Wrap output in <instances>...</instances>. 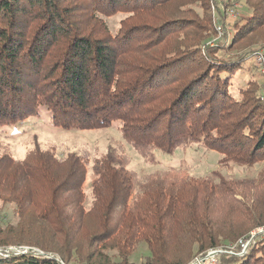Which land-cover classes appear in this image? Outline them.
Here are the masks:
<instances>
[{
    "label": "trees",
    "instance_id": "1",
    "mask_svg": "<svg viewBox=\"0 0 264 264\" xmlns=\"http://www.w3.org/2000/svg\"><path fill=\"white\" fill-rule=\"evenodd\" d=\"M87 1L0 0V129L47 111L65 130L117 124L148 160L198 144L264 163V86L240 76L264 49V0H246L252 20L216 42L211 0ZM187 6L203 16L179 17ZM117 13L138 25L113 36L100 16ZM90 163L39 142L20 160L0 146V249L31 250L0 264H189L264 228V169L252 181L141 179L116 148ZM261 250L225 264H264Z\"/></svg>",
    "mask_w": 264,
    "mask_h": 264
},
{
    "label": "rangeland",
    "instance_id": "2",
    "mask_svg": "<svg viewBox=\"0 0 264 264\" xmlns=\"http://www.w3.org/2000/svg\"><path fill=\"white\" fill-rule=\"evenodd\" d=\"M75 1V0H74ZM79 5L84 7H91L87 0H79ZM217 6L221 11H225V27H221L216 16ZM203 11L198 7L187 6V8L179 14V17H186L189 20L195 19L196 15L203 16ZM211 19L215 23L216 31L218 33L216 41L230 40L233 30L237 29L241 23L252 20L251 14L254 13L246 3V0H211ZM100 21L107 27L109 32L114 36L124 28H130L138 25L136 20L131 18L129 13H117L115 15H102ZM136 22V23H135ZM260 49V48H259ZM226 53V54H225ZM223 56L226 58L237 57L235 52H224ZM240 76L247 80H257L263 83L264 79L257 77L261 73L254 61H246L242 66ZM236 99H241V90L247 89L248 84L240 85V77L234 80ZM251 89H254L250 86ZM264 94V87L262 89ZM39 142L45 148L55 147L58 154L66 155L71 152H79L84 154L90 164L101 156H104L110 148H116L120 153L126 156L129 161V168L136 174L137 177L144 179L146 177H153L157 173L165 172L167 175L177 179L194 178L209 179L212 182H218L223 178L224 180H244L252 181L256 179L262 169L264 163H258L252 168L236 166L226 160L223 156L214 150L204 148L198 144H193L184 149H179L173 154H164L156 151L150 160L138 155L125 141L122 139V134L119 126L113 124L112 126L95 129V130H65L54 126L51 115L47 111H42L39 116L30 118L15 127L0 129V146L11 152L17 160L23 159L26 152ZM88 155V156H87ZM150 158V157H149ZM91 159V160H90ZM171 170V171H169ZM214 173L218 174L215 175ZM222 179V180H223ZM91 177L86 181L87 203L91 202ZM88 206V205H87ZM264 228L257 229L251 232L250 235L241 238L235 244L221 245L217 249V254L213 255L211 264H225L231 260L232 257H244L253 250L257 251L255 254L262 255V248L264 244ZM5 249V248H4ZM29 248H7L0 249V257L8 258L11 255H21L30 252ZM145 250H143L144 252ZM206 253H201L195 257L189 264H193L197 258L202 259V264H209ZM6 254V255H4ZM35 256H43L39 251L33 253ZM144 258V257H143ZM143 258L137 261L141 262Z\"/></svg>",
    "mask_w": 264,
    "mask_h": 264
},
{
    "label": "built area",
    "instance_id": "3",
    "mask_svg": "<svg viewBox=\"0 0 264 264\" xmlns=\"http://www.w3.org/2000/svg\"><path fill=\"white\" fill-rule=\"evenodd\" d=\"M254 63L258 66V70L261 72V76L264 78V49H260L254 53ZM264 101V94H263ZM217 254V251L213 249L207 255L206 259H208L209 264H211V259L213 260V255ZM200 258V257H199ZM197 258L193 264H202V259Z\"/></svg>",
    "mask_w": 264,
    "mask_h": 264
}]
</instances>
